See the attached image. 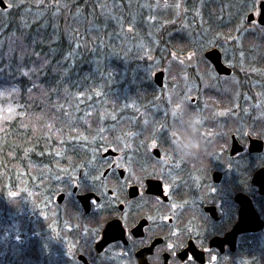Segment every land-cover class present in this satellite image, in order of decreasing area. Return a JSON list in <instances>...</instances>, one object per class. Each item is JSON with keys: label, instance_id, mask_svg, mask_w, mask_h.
<instances>
[{"label": "flooded vegetation", "instance_id": "af4514ba", "mask_svg": "<svg viewBox=\"0 0 264 264\" xmlns=\"http://www.w3.org/2000/svg\"><path fill=\"white\" fill-rule=\"evenodd\" d=\"M163 1L179 13L196 5ZM260 2L249 28L264 27ZM168 10L153 14L154 30H125L140 45L128 62L140 76L124 81L139 94L119 105L129 126L121 141L43 174L34 193L0 196V264H264V63L257 68L235 37L198 40L188 33L200 16ZM212 50L229 74L216 70ZM192 113L202 121L195 129ZM180 132L203 151L185 155Z\"/></svg>", "mask_w": 264, "mask_h": 264}, {"label": "trees", "instance_id": "16d2710c", "mask_svg": "<svg viewBox=\"0 0 264 264\" xmlns=\"http://www.w3.org/2000/svg\"><path fill=\"white\" fill-rule=\"evenodd\" d=\"M155 1L179 13L163 0H6L0 9V192L34 193L43 174L65 173L72 159L126 135L119 105L124 94H139L124 81L140 76L128 64L140 45L125 30L156 29L153 14L165 12L151 9ZM260 1L196 0L180 13L203 21L189 35L208 45L235 37L232 43L260 68L264 55L255 53L264 50V27L259 32L244 23ZM140 13L148 26H140Z\"/></svg>", "mask_w": 264, "mask_h": 264}, {"label": "clouds", "instance_id": "9594fccd", "mask_svg": "<svg viewBox=\"0 0 264 264\" xmlns=\"http://www.w3.org/2000/svg\"><path fill=\"white\" fill-rule=\"evenodd\" d=\"M184 110L183 103L176 104L172 110L171 115L175 118L182 113ZM190 126L195 129L202 122L201 117L197 113H192L187 117ZM174 143L185 153V155H197L203 151V144L198 140L189 137L186 133L180 132L177 134V139Z\"/></svg>", "mask_w": 264, "mask_h": 264}, {"label": "water", "instance_id": "95a60500", "mask_svg": "<svg viewBox=\"0 0 264 264\" xmlns=\"http://www.w3.org/2000/svg\"><path fill=\"white\" fill-rule=\"evenodd\" d=\"M261 5H264L263 1H261L259 3V14H258V17H257V21L260 24L264 25V8H262ZM6 8H7L6 4H5V6L0 7V9H2V10L6 9ZM247 18H248V20H252L253 14L250 13ZM128 32L130 33V31H128ZM207 56L208 57L211 56V61H212L213 65H214V67L216 68V70H218L219 73H224V74H229L230 73V70L227 69L225 66H223L222 63L220 62L219 53L217 52V50H212V51L208 52ZM156 77H157L156 80L160 79L161 74H157Z\"/></svg>", "mask_w": 264, "mask_h": 264}, {"label": "bare ground", "instance_id": "6f19581e", "mask_svg": "<svg viewBox=\"0 0 264 264\" xmlns=\"http://www.w3.org/2000/svg\"><path fill=\"white\" fill-rule=\"evenodd\" d=\"M247 14H248V13H247ZM247 14H246L245 17H244V23H246V24L249 25V23H250L251 20H248L247 17H248L249 14H248V15H247ZM157 30H160V29H157ZM255 30H256V31H259V32H260V31H263V30H260L259 28H255ZM217 52H218V51H217ZM120 81L122 82L123 80H120ZM0 196H1V197L5 196V192H1V195H0Z\"/></svg>", "mask_w": 264, "mask_h": 264}, {"label": "rangeland", "instance_id": "374dc122", "mask_svg": "<svg viewBox=\"0 0 264 264\" xmlns=\"http://www.w3.org/2000/svg\"><path fill=\"white\" fill-rule=\"evenodd\" d=\"M157 1H158V0H157ZM155 2H156V1H155ZM169 2H170V1H168V3H169ZM156 3H157V2H156ZM6 6H7V5H6ZM160 8H162V7H160ZM160 8H158V9H160ZM162 9H167V10H168L169 8H168V7H163ZM167 10H166V12H167ZM168 11H169V10H168ZM164 12H165V11H164ZM166 12H165V13H166ZM139 24H140V21H139ZM0 198H1V197H0ZM13 202H14V201H13ZM8 204L10 205L11 202H10V201H9V202H6V201H5V203H4L3 205H6V206H7Z\"/></svg>", "mask_w": 264, "mask_h": 264}, {"label": "snow or ice", "instance_id": "6c2138e0", "mask_svg": "<svg viewBox=\"0 0 264 264\" xmlns=\"http://www.w3.org/2000/svg\"><path fill=\"white\" fill-rule=\"evenodd\" d=\"M5 3H6V0H0V7L5 6ZM253 6L255 7V4ZM177 7H179V5H177ZM261 7L264 8V5H261Z\"/></svg>", "mask_w": 264, "mask_h": 264}]
</instances>
